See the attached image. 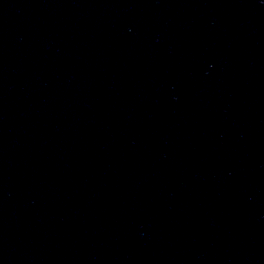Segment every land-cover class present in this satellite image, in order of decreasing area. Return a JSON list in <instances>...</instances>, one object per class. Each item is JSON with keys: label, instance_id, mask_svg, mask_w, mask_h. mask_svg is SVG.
Instances as JSON below:
<instances>
[{"label": "water", "instance_id": "water-1", "mask_svg": "<svg viewBox=\"0 0 264 264\" xmlns=\"http://www.w3.org/2000/svg\"><path fill=\"white\" fill-rule=\"evenodd\" d=\"M0 264H264V0H0Z\"/></svg>", "mask_w": 264, "mask_h": 264}]
</instances>
